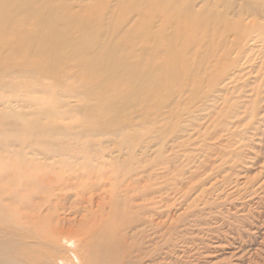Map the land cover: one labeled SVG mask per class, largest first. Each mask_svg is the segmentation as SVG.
<instances>
[{
    "label": "bare ground",
    "instance_id": "6f19581e",
    "mask_svg": "<svg viewBox=\"0 0 264 264\" xmlns=\"http://www.w3.org/2000/svg\"><path fill=\"white\" fill-rule=\"evenodd\" d=\"M2 91L0 264H264V0H0Z\"/></svg>",
    "mask_w": 264,
    "mask_h": 264
},
{
    "label": "rangeland",
    "instance_id": "374dc122",
    "mask_svg": "<svg viewBox=\"0 0 264 264\" xmlns=\"http://www.w3.org/2000/svg\"><path fill=\"white\" fill-rule=\"evenodd\" d=\"M75 1H79V0H75ZM85 1L91 2V0H85ZM93 1H98V0H93ZM154 2L155 1H151L147 4H143V5L139 6L137 10H139V13H141L143 15H146V16L152 15L153 17H155V19L161 20V21H158L157 25H159L161 22H163V24L161 23L160 25L162 27H165L166 32H169V31L171 32L172 30H174L173 28H177L181 32V34H184L183 36H185L188 39H187V41H180L178 43L179 49H182L184 46L187 45V43L190 44L189 41L200 40L202 38L201 30L196 27V24H193L191 22V19L189 16L184 15V14H180V13H173L171 10H166L161 5L157 6V4H155ZM95 7L100 8L101 7L100 3L95 5L94 8ZM95 11H97V10H95ZM157 27L155 26V28H157ZM148 45H152V44H148ZM158 46H160V47L164 46L165 47L166 42L162 41V42L158 43ZM154 62H157V61H154ZM69 63L70 62H67V64H69ZM77 74H79V72H74V75H77ZM77 77H80V76L77 75ZM81 79L83 80L84 77H81ZM85 80H88V79H85ZM207 81L208 80H206L205 83H207ZM201 82H202L201 86L204 87V82L203 81H201ZM190 84H191V88H193L195 85V81H191ZM0 94H6V92L3 93V91H2V92H0ZM8 95L13 96L14 94L10 92ZM33 97L35 99H38L39 101H43L44 104H46V105L52 104L57 99V95L54 92H49L47 94H40V93L34 94L33 93ZM12 107H15V104L12 105ZM15 108H17V107H15ZM8 112H10V111H8ZM126 113L127 112H124V114H126ZM147 117L149 119L150 115ZM25 241H29V240L25 239ZM209 245H211V247H212L211 252H213V253H211V252L208 253L206 255V257L208 259H210L211 262L217 261V260L221 259L222 257H228L229 253L231 252L230 249H225L223 251H221L219 249H214L213 248L214 244H212V243H210ZM43 252H45L47 255H51V254H49V252H47L44 249V247H40L38 245L31 246V249L28 252H24V251L18 252L17 251V252H14V254H16L19 258H21L24 262H26L28 264H41ZM60 256H63V255H60Z\"/></svg>",
    "mask_w": 264,
    "mask_h": 264
}]
</instances>
